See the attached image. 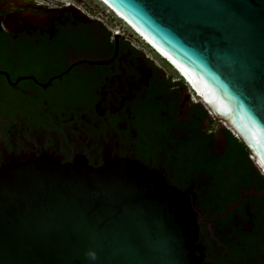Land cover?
<instances>
[{
  "label": "water",
  "instance_id": "water-1",
  "mask_svg": "<svg viewBox=\"0 0 264 264\" xmlns=\"http://www.w3.org/2000/svg\"><path fill=\"white\" fill-rule=\"evenodd\" d=\"M103 1L184 71L264 176V0ZM195 200L134 161L9 158L0 264H209Z\"/></svg>",
  "mask_w": 264,
  "mask_h": 264
},
{
  "label": "flooded vegetation",
  "instance_id": "flooded-vegetation-1",
  "mask_svg": "<svg viewBox=\"0 0 264 264\" xmlns=\"http://www.w3.org/2000/svg\"><path fill=\"white\" fill-rule=\"evenodd\" d=\"M124 25L131 34L107 28L72 0H0V165L26 155L95 168L128 160L184 192L207 191L211 178L200 162L223 152L217 120H201V103L133 44L137 36ZM252 206L229 207L223 216L236 211L217 231L235 242L238 231L254 235L256 253L221 255L208 224L214 241L202 233L198 242L207 263L264 264V206L256 234Z\"/></svg>",
  "mask_w": 264,
  "mask_h": 264
},
{
  "label": "trees",
  "instance_id": "trees-1",
  "mask_svg": "<svg viewBox=\"0 0 264 264\" xmlns=\"http://www.w3.org/2000/svg\"><path fill=\"white\" fill-rule=\"evenodd\" d=\"M161 61L166 63L163 59ZM181 82L183 83L182 80ZM196 110L201 120L209 117L208 111L202 104L198 105ZM217 133L224 140L223 152L217 155L215 159L210 160L209 158H205V160L202 159L200 162V166L204 170L203 172L211 180L206 192L200 190V194L196 193L194 209L197 212V218L199 220L202 216L206 220L202 226L199 225V238L202 233L206 239L211 241H214L213 238H216L214 243L216 245L218 243L221 244L218 248L221 255L226 254L233 257L234 260H240V256L244 254L256 253L252 248V244H255V236H244L242 232L238 231L235 235L239 236L241 240L235 242L229 238H222L218 234L217 229L223 223L228 222L232 214L235 213L236 209H233L223 216L229 207L238 203L239 207L237 209L243 208L245 205L253 208V203L255 211L249 209L251 216H253L254 234H256L262 221L260 212L264 206V176L258 170L251 159L250 152L240 139L225 128L218 129ZM171 184L178 188L181 186L180 182H172ZM244 190H252V194L243 197L239 202ZM208 224L212 230L213 238H209ZM203 244L207 245L205 242ZM207 246L210 245L208 244Z\"/></svg>",
  "mask_w": 264,
  "mask_h": 264
},
{
  "label": "rangeland",
  "instance_id": "rangeland-1",
  "mask_svg": "<svg viewBox=\"0 0 264 264\" xmlns=\"http://www.w3.org/2000/svg\"><path fill=\"white\" fill-rule=\"evenodd\" d=\"M72 2L75 3L78 7H80L83 11H86L92 17L99 19L107 28L111 30H118L121 33H125V34L132 33L131 31H129V28H127L121 20H119L116 16H114V14H112L108 10V8L99 0H72ZM131 41L138 49H142L146 57L151 59L154 62V64L163 68L166 75H169L175 81L182 83L179 75L174 71V69L168 66L163 61H161V59L155 53H153L148 47H146L138 37H131ZM187 93L189 94L190 98L193 101L195 102L199 101L197 98L193 96V93L189 89L184 87V94ZM216 126L217 128H223L222 124L219 121H216ZM217 139L219 143L222 142L220 136H218Z\"/></svg>",
  "mask_w": 264,
  "mask_h": 264
},
{
  "label": "bare ground",
  "instance_id": "bare-ground-1",
  "mask_svg": "<svg viewBox=\"0 0 264 264\" xmlns=\"http://www.w3.org/2000/svg\"><path fill=\"white\" fill-rule=\"evenodd\" d=\"M101 2H103L106 6H108L103 0H100ZM117 15V17H119V19H123L119 14L115 13ZM124 20V19H123ZM129 25V24H128ZM131 27V25H130ZM136 33L137 35H139L140 37H142V39L148 43L162 58H165L170 64L171 66L179 73V75H181L183 77V79H185L188 84L190 85V89L192 88V92H193V96H197V97H202L205 98L204 94L197 88V86L191 81V79L184 73V71L178 66L176 65L169 57H167L162 51H160L158 48H156L154 45H152L147 39H145L137 30H135L133 27H131ZM194 96V97H195Z\"/></svg>",
  "mask_w": 264,
  "mask_h": 264
},
{
  "label": "built area",
  "instance_id": "built-area-1",
  "mask_svg": "<svg viewBox=\"0 0 264 264\" xmlns=\"http://www.w3.org/2000/svg\"><path fill=\"white\" fill-rule=\"evenodd\" d=\"M106 6V5H105ZM107 8H108V10L112 13V14H114V16H116L117 17V15L108 7V6H106ZM125 23V22H124ZM136 34V33H135ZM136 36L141 40V42L146 46V47H148L153 53H155L160 59H163L148 43H146L143 39H142V37H140L139 35H137L136 34ZM167 63V62H166ZM168 64V63H167ZM169 65V64H168ZM170 66V65H169Z\"/></svg>",
  "mask_w": 264,
  "mask_h": 264
},
{
  "label": "clouds",
  "instance_id": "clouds-1",
  "mask_svg": "<svg viewBox=\"0 0 264 264\" xmlns=\"http://www.w3.org/2000/svg\"><path fill=\"white\" fill-rule=\"evenodd\" d=\"M100 1V0H99ZM101 2V1H100ZM101 3H103V2H101ZM104 4V3H103ZM105 5V4H104ZM118 19H119V17H117ZM121 20V19H120ZM122 21V20H121ZM163 60H165L169 65H170V67H172L171 66V64L165 59V58H163ZM173 68V67H172ZM174 69V68H173ZM174 71L176 72V70L174 69Z\"/></svg>",
  "mask_w": 264,
  "mask_h": 264
}]
</instances>
